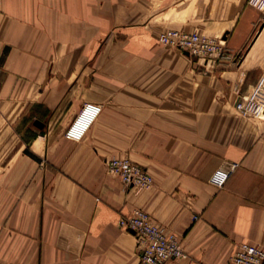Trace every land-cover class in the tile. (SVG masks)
<instances>
[{"label":"crops","instance_id":"crops-1","mask_svg":"<svg viewBox=\"0 0 264 264\" xmlns=\"http://www.w3.org/2000/svg\"><path fill=\"white\" fill-rule=\"evenodd\" d=\"M165 29L221 37L227 57L160 45ZM85 103L101 110L67 138ZM111 158L141 165L150 186L126 188ZM135 207L187 255L164 264H231L238 244H264V10L0 0V260L139 264L136 237L118 224Z\"/></svg>","mask_w":264,"mask_h":264},{"label":"built area","instance_id":"built-area-1","mask_svg":"<svg viewBox=\"0 0 264 264\" xmlns=\"http://www.w3.org/2000/svg\"><path fill=\"white\" fill-rule=\"evenodd\" d=\"M249 2L264 10V0H249ZM158 38L160 42L174 46L204 61L227 57L224 40L221 37H208L196 32L168 29L161 32ZM236 108L241 110L245 107L237 101ZM100 110V105L84 104L65 136L79 139ZM84 115L88 118L87 125L82 131L77 132L74 128ZM106 166L110 173L120 178L126 188L133 191L148 188L152 182L148 171L128 158H111ZM118 224L136 237L139 264H164L168 260L187 256L176 234L167 232L157 225L149 213L140 207H135L128 215L121 216ZM0 264L14 263L0 260ZM231 264H264V244L249 242L238 244L231 256Z\"/></svg>","mask_w":264,"mask_h":264},{"label":"rangeland","instance_id":"rangeland-1","mask_svg":"<svg viewBox=\"0 0 264 264\" xmlns=\"http://www.w3.org/2000/svg\"><path fill=\"white\" fill-rule=\"evenodd\" d=\"M166 30H168V29H165L164 31H166ZM179 30H182V29H179ZM164 31H162V32H164ZM185 31V30H184ZM189 32V31H188ZM200 34V33H199ZM159 35H160V33H158L157 35H156V41H157V43H159L160 45H163V46H167V47H172V48H176V47H174V46H171V45H169V44H166V43H162V42H160L159 41ZM201 35H205V34H201ZM205 36H208V37H212V36H209V35H205ZM104 37V36H103ZM124 37V32L122 33L121 31H118L117 33H114L113 34V39L114 40H120V39H122ZM100 40H102V39H98V42H100ZM123 40H124V38H123ZM176 49H178V48H176ZM99 52H100V50L99 49H97L95 52H94V55H98L99 54ZM82 53V50H77V51H75L74 52V54H73V56L72 57H75V59L80 55ZM186 54H188V53H186ZM189 55V54H188ZM190 57H194L195 59H199V58H197V57H195V56H191V55H189ZM71 67H69V69H70ZM86 104V103H85ZM79 114V113H78ZM77 117V116H76ZM28 121V119H25L23 122H21V124L18 126V130H20V132H22V135L25 137V134H26V132L29 134V136H30V133L31 132H29L30 130L28 129V127H27V129L25 130V126H27V124H26V122ZM30 126H31V124H29ZM72 125V124H71ZM70 125V126H71ZM69 126V127H70ZM68 127V128H69ZM68 129H66L65 130V132H64V135L66 134V131H67ZM32 134H34V133H32ZM24 151L26 152V153H28L27 152V148L25 147L24 148Z\"/></svg>","mask_w":264,"mask_h":264},{"label":"bare ground","instance_id":"bare-ground-1","mask_svg":"<svg viewBox=\"0 0 264 264\" xmlns=\"http://www.w3.org/2000/svg\"><path fill=\"white\" fill-rule=\"evenodd\" d=\"M87 115L82 116V119H80L79 124L74 128L77 132L82 131L84 126L87 125Z\"/></svg>","mask_w":264,"mask_h":264},{"label":"water","instance_id":"water-1","mask_svg":"<svg viewBox=\"0 0 264 264\" xmlns=\"http://www.w3.org/2000/svg\"><path fill=\"white\" fill-rule=\"evenodd\" d=\"M35 123H36L37 125H38V124L40 125V123H38V121H36Z\"/></svg>","mask_w":264,"mask_h":264}]
</instances>
